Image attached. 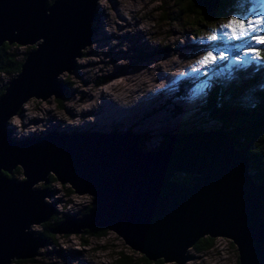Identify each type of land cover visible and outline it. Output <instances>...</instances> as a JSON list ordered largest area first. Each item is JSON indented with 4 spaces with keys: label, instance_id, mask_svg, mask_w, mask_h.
<instances>
[{
    "label": "water",
    "instance_id": "water-1",
    "mask_svg": "<svg viewBox=\"0 0 264 264\" xmlns=\"http://www.w3.org/2000/svg\"><path fill=\"white\" fill-rule=\"evenodd\" d=\"M94 3L0 0V44L36 41L0 93V264L37 255L45 243L27 228L53 212L54 202L42 199L50 190L32 187L49 171L94 203L79 217L64 215L51 232L103 226L149 260L177 263L197 238L222 235L234 243L239 264H264V185L252 183L244 148L225 133H170L154 150H141L128 130L9 136L6 119L24 100L63 94L55 75L75 68L73 57L90 43ZM16 164L21 179L7 176ZM175 170L193 173L192 182L170 179Z\"/></svg>",
    "mask_w": 264,
    "mask_h": 264
},
{
    "label": "rangeland",
    "instance_id": "rangeland-1",
    "mask_svg": "<svg viewBox=\"0 0 264 264\" xmlns=\"http://www.w3.org/2000/svg\"><path fill=\"white\" fill-rule=\"evenodd\" d=\"M233 1L234 5L225 16L213 19L202 31L192 35L182 25L184 14L177 22L163 19L167 11L175 10L171 0H95L94 20H89L93 30L90 43L80 48L79 56L73 57L75 68L70 72L61 70L55 75L58 81L66 83V93L63 97L51 94L44 99L30 96L24 100L16 113L6 119L9 136L25 139L50 132L110 133L111 129L125 132L131 128L129 131L149 133L145 147L149 150L159 144L165 132L174 133L181 128L190 130L196 120L192 106L208 80L195 83L186 97L173 100L177 81L200 69L208 77L212 74V65L224 59L228 62L252 59L256 44L262 41L264 0ZM245 37L253 41L244 46ZM212 39L226 43L215 46L211 44ZM35 42L14 43L11 48L18 57H24L26 51L35 47ZM189 42L204 45L189 50L186 46ZM164 46L166 48L149 52L145 57L135 53L136 49L147 52ZM14 75L0 72V86ZM167 98L178 101L183 106L181 112L171 115L165 107L152 111ZM145 112L148 115L142 116ZM213 125L214 122H206L201 126L207 129ZM8 175L23 178L18 164ZM48 175L50 178L45 184L38 180L32 187L48 190V186L51 187V197L43 196L42 199L47 204L54 202L56 215L77 213L75 216L79 217L86 206L94 205L89 193L73 192L68 182H60L51 171ZM27 230L34 235L43 228L41 222L30 223ZM212 238V245L207 249L187 247L183 263L161 259L157 264H239L235 245L228 237L216 235ZM117 251L131 259L140 254L111 229H106L101 237L83 231L54 232L49 244L36 248L37 255L5 264H117Z\"/></svg>",
    "mask_w": 264,
    "mask_h": 264
},
{
    "label": "trees",
    "instance_id": "trees-1",
    "mask_svg": "<svg viewBox=\"0 0 264 264\" xmlns=\"http://www.w3.org/2000/svg\"><path fill=\"white\" fill-rule=\"evenodd\" d=\"M49 1L47 0V3ZM171 5L175 7V10L173 8L169 12L167 11L163 19L177 22L181 18L180 15L184 14L185 21L182 25H185L187 33L194 35L198 34L205 26L214 21L213 19L225 16L231 5H234V1L171 0ZM260 37L262 41L258 42L255 46L254 58L245 62H228L225 59L215 62L212 65V74L208 75V77L206 73L201 72L202 69L194 71L190 75L177 81L172 98L173 100L184 98L195 83L203 79L208 80L206 88L201 92L197 102L192 106V115L196 117L193 126L190 127V130L181 128L175 130L174 133L202 132L204 130H217L225 133L232 140L233 147L237 149L244 148L245 154L247 155V172L250 174L252 183L264 185V29L260 33ZM243 39L246 40L244 46L249 45L253 41L251 37H245ZM225 43L224 40L221 41L220 39L211 40V44L215 46H224ZM12 45L15 44L7 43L6 41L0 44V72L8 75L18 72L23 58V56L18 57L14 49L11 48ZM203 45V43L195 42L186 44L189 50H196ZM164 48L166 46L162 48L154 47L147 52L143 49H136L135 53L138 57H145L149 52L155 53L154 50L158 52ZM59 82L64 83L63 92H66V83L63 80H59ZM5 83L0 86V93ZM174 102L171 98H167V100H163L156 105L157 107L152 109V111H155L159 107H165L169 114L175 115L181 112L183 106L178 101ZM143 115L146 116L148 113L145 112ZM206 122H214V125L204 129L201 125H204ZM127 129L129 131L131 128ZM109 131L111 133L122 132L120 129H111ZM129 133L131 135H137L138 147L141 150H146V143L150 138L149 133L143 131H129ZM168 134L170 133L165 132L159 144L149 150L164 147L169 140ZM177 171H180L181 176H178L179 173L177 174L174 171L170 179L184 184L192 182L193 173L183 170ZM47 177L50 178L49 175ZM51 177L54 178L53 176ZM89 207L86 206L81 213L87 212ZM63 216L62 214L56 215L54 211L47 220L41 222L43 230H39L37 233L45 239V244H49L52 237H54V232H51L50 228L58 223ZM92 228L91 230L88 228L83 229V232L97 237L103 236L106 232L103 226L95 225ZM212 239L209 235H203L197 238L192 246L196 250L207 249L212 245ZM21 260L26 259H16L14 261L19 262ZM160 260V258L149 260L142 253L134 259H131V257L123 254L121 251H117V257H115L117 264H157Z\"/></svg>",
    "mask_w": 264,
    "mask_h": 264
},
{
    "label": "bare ground",
    "instance_id": "bare-ground-1",
    "mask_svg": "<svg viewBox=\"0 0 264 264\" xmlns=\"http://www.w3.org/2000/svg\"><path fill=\"white\" fill-rule=\"evenodd\" d=\"M61 83V82H60ZM62 85L64 86V83H62ZM66 92L64 91L63 92V94L61 95V97H63L64 96V94H65ZM9 129V128H8ZM89 132H93V131H88V132H83V133H89ZM97 133V132H96ZM99 133V132H98ZM76 134H80V133H76ZM12 135V134H11ZM45 184V183H44ZM49 185V184H48ZM44 188H46V187H44ZM48 188H49V190H50V197H51V188L48 186ZM46 190H48L47 188H46ZM185 261V260H184ZM183 261V262H184ZM183 262H181V263H183Z\"/></svg>",
    "mask_w": 264,
    "mask_h": 264
}]
</instances>
